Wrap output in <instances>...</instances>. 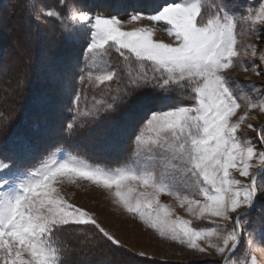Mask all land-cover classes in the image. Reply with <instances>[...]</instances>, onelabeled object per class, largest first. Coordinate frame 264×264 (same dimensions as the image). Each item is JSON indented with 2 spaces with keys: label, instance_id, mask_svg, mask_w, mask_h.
Listing matches in <instances>:
<instances>
[{
  "label": "snow or ice",
  "instance_id": "6c2138e0",
  "mask_svg": "<svg viewBox=\"0 0 264 264\" xmlns=\"http://www.w3.org/2000/svg\"><path fill=\"white\" fill-rule=\"evenodd\" d=\"M26 9L36 21L55 18L61 24L79 26L77 31L88 30L85 68L81 69L86 75L80 76L81 82L87 80L108 91L112 82L123 84L112 97L122 102L136 93L144 95L143 90L148 88L159 90L161 95L130 127L134 157L124 167L104 169L76 157L61 159L52 153L21 179L15 159H0V264H68L65 254L72 250L61 248L53 236L70 225H91L112 245H119L90 212L64 199L57 187L64 179L73 183L81 179L108 191L116 205L161 237L201 253L213 249L222 257L220 264H257L255 255L249 253L264 254V249L254 247L256 241L264 243V208L252 221L254 227L247 230V238L245 226L256 206L258 191L264 188V179L259 187L257 184L264 172L253 173L250 169L264 166V151L257 154L253 138L242 140L237 132L249 111L264 113V102L252 103L244 94L237 96L223 73L239 63L242 71L264 76V53L258 57L259 65L246 66L238 61L242 55L238 35L261 38L255 26L264 24V0L255 8L249 6L246 14L234 11L225 0H163L141 5L129 13L127 21L76 7L61 14L39 0H27ZM141 20L153 27L124 30L125 23ZM238 24L252 27L238 33ZM157 27L175 43L155 40ZM247 47L256 59V48ZM113 48L126 63L124 76L105 60ZM243 55H249L247 48ZM174 86L179 97L175 102L167 95ZM185 98L191 103L179 102ZM240 100L244 101L245 111L237 116ZM80 101L77 92L73 100L77 108ZM111 108L103 97H93L91 107L77 115L94 116ZM73 127V123L67 125L68 130ZM247 127L264 146V125ZM122 131L118 129L116 134ZM19 147L24 152L29 149L24 141ZM254 158L258 160L255 165ZM233 170L249 182L234 178ZM162 195L172 196L197 219L215 218L232 227H195L162 204ZM74 230L87 231L82 227ZM199 241H205L207 248ZM242 243L245 253L237 256Z\"/></svg>",
  "mask_w": 264,
  "mask_h": 264
},
{
  "label": "rangeland",
  "instance_id": "374dc122",
  "mask_svg": "<svg viewBox=\"0 0 264 264\" xmlns=\"http://www.w3.org/2000/svg\"><path fill=\"white\" fill-rule=\"evenodd\" d=\"M39 2L46 7L55 8L61 14H66L70 8L76 7L90 14L117 15L121 20L127 21L129 13L141 5L163 2V0H63V7L60 6V0H39ZM225 2L230 4L234 11L245 14L249 6L255 8L261 4V0H225ZM26 3L27 0H0L1 132H4L16 121L23 107V102L26 100L25 98L30 95H33L34 98L43 99L46 97L51 103L54 102V108L48 107V110L51 111V114H49L50 121L57 120L60 111L65 109L66 113L70 114V121L66 125L73 123L75 129H83L102 123L109 114L115 112V109L125 110L131 108L133 118L128 122L127 130L132 124L138 122L147 106L156 104L157 97L161 95V92L156 89H144V95L136 93L130 98H126V102H122L120 98L113 100L112 97L117 95V88H122L123 84L112 82L111 90L108 91L103 86L91 85L87 80L81 82L80 76L86 75V71L82 73L81 69L85 68V50L90 40L89 35L86 34L88 30L80 28L77 31L76 28L79 26L67 22L61 24L55 18H43L41 21H36L29 16ZM144 26L153 27L147 20L123 25L124 30L128 31ZM251 27L250 24H238L237 31L240 33ZM255 28L261 37L259 39L256 35H238V48L242 52L238 61H242L246 66L259 65L258 57L261 53H264V24H257ZM154 39L170 44L175 43L159 27L156 28ZM248 45L256 48V59L251 57V48H248ZM245 48L249 52L248 56L243 55ZM105 60L118 70L119 75L124 76L126 63L115 48L108 51ZM149 74L151 75V73ZM223 75L228 78L229 84L237 96L244 94L252 103L264 102V76L254 75L250 71H242L239 63ZM77 92L81 94L78 108L73 103ZM167 95H171L174 102L179 99L178 90L175 86ZM93 97L96 99L103 97L112 104V108L94 116L77 115L78 111L83 113L91 107ZM31 99L33 100V98ZM179 102L191 103L187 98ZM238 102L242 106L238 110L237 116L245 111L244 101L240 100ZM73 117H76V119L74 120ZM235 119L236 117H233V120ZM248 124H252L257 128L264 125V113H261L258 109L249 111L248 118L237 132L242 140L245 137L253 138L252 142L256 145L257 154H259V152L264 151V146L255 139L257 134L247 127ZM56 134L58 135L59 131H56ZM85 146L88 147L89 144L86 143ZM88 148L92 147L89 146ZM134 149L135 145L132 143L131 138L129 151L125 154L123 163L116 168L124 167L132 161ZM106 151V148L102 147L96 150L101 154ZM52 153H56L57 157L61 159L71 156L86 161L83 157L70 154L62 149H56L50 154ZM50 154L43 160L47 159ZM117 156L121 157V153H118ZM41 162L30 169L19 167L21 179L26 178L29 171L39 167ZM252 163L255 165L258 160L254 158ZM90 165L106 169L96 164ZM250 171L262 173L264 172V166L252 167ZM232 175L244 183L249 182L246 178L240 177L235 170L232 171ZM262 179L264 177L258 176V187ZM57 187L65 200L90 212L97 222L119 241V245H112L91 225H70L57 230L53 240L57 242L56 239L60 236L67 243L68 247L65 248L72 251L70 254L66 253L65 255L66 258L70 257L72 259L71 264H220L222 260V257L218 256L213 249H207L206 252L201 253L188 248L185 244L169 239L167 236L161 237L158 232L148 228L138 217L126 213L116 205L108 191L97 188L88 181L76 179L73 183L68 179H64ZM182 194L186 193L182 192ZM160 201L162 204L169 205L175 215L190 220L195 227L210 228L216 225L225 226L226 229L232 227L231 223L215 220V218L197 219L195 216L188 214L186 208H181L179 202L172 196L162 195ZM262 208H264V188H260L258 191L256 206L252 210L251 216L248 217L249 223L245 226V238H247V230L254 227L252 221ZM240 211L249 210L241 209ZM231 215L235 217L236 214L232 213ZM77 227L85 228L87 231H75L74 229ZM54 237L57 238L54 239ZM198 243L201 247L207 248L205 241H199ZM254 247L264 249V243L256 241ZM244 253L245 248L242 243L236 255L242 256ZM249 255H255L257 264H264V254H261L260 251L249 253Z\"/></svg>",
  "mask_w": 264,
  "mask_h": 264
},
{
  "label": "trees",
  "instance_id": "16d2710c",
  "mask_svg": "<svg viewBox=\"0 0 264 264\" xmlns=\"http://www.w3.org/2000/svg\"><path fill=\"white\" fill-rule=\"evenodd\" d=\"M32 96L25 98L16 121L4 132L0 131V159L12 158L20 168L30 169L52 151L62 149L83 157L90 164L103 166L106 169L116 168L123 163L131 140L130 128L126 130L128 122L133 118L131 108L115 109L113 114H109L97 125L68 130L66 123L70 121V114L66 113L65 109L60 111L57 120L50 121L51 111L48 107L54 108V102L51 103L46 97L42 99ZM8 113L10 114V111ZM118 129L123 130L120 135L116 134ZM56 131H59L58 135H55ZM21 141L29 146L27 152L20 149ZM83 143L89 144L92 148L89 149V146ZM99 147L106 148L107 151L103 154L96 152ZM118 153H121V157L117 156ZM56 240L61 248L67 246L60 236ZM66 259L68 264H71L72 259L70 257Z\"/></svg>",
  "mask_w": 264,
  "mask_h": 264
}]
</instances>
